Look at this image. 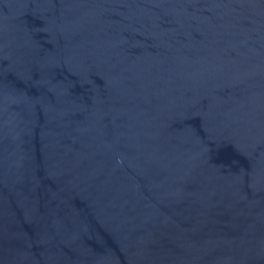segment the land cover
<instances>
[{"label": "water", "instance_id": "95a60500", "mask_svg": "<svg viewBox=\"0 0 264 264\" xmlns=\"http://www.w3.org/2000/svg\"><path fill=\"white\" fill-rule=\"evenodd\" d=\"M0 264H264V0H0Z\"/></svg>", "mask_w": 264, "mask_h": 264}]
</instances>
